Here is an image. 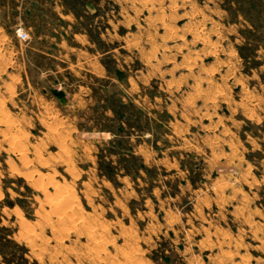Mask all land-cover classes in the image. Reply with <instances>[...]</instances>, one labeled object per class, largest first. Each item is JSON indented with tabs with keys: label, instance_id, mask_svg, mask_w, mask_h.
I'll use <instances>...</instances> for the list:
<instances>
[{
	"label": "rangeland",
	"instance_id": "374dc122",
	"mask_svg": "<svg viewBox=\"0 0 264 264\" xmlns=\"http://www.w3.org/2000/svg\"><path fill=\"white\" fill-rule=\"evenodd\" d=\"M0 264H264V0H0Z\"/></svg>",
	"mask_w": 264,
	"mask_h": 264
},
{
	"label": "bare ground",
	"instance_id": "6f19581e",
	"mask_svg": "<svg viewBox=\"0 0 264 264\" xmlns=\"http://www.w3.org/2000/svg\"><path fill=\"white\" fill-rule=\"evenodd\" d=\"M198 89V88H197ZM4 104V103H3ZM11 119V118H10ZM57 123V122H56ZM49 126V125H48ZM55 131V130H54ZM20 133V132H19ZM20 137V136H19ZM7 138V137H6ZM8 139V138H7ZM21 141V140H20ZM27 144V143H26ZM18 148V147H17ZM21 151V150H20ZM65 152V151H64ZM74 167V166H73ZM21 174V173H20ZM76 178V177H75ZM53 183V182H52ZM58 183V182H57ZM56 184V183H55ZM31 185V184H30ZM57 185V184H56ZM42 188V187H41ZM46 188V187H45ZM59 188V187H58ZM57 188V189H58ZM72 188V187H71ZM59 190V189H58ZM76 195V194H75ZM58 197V196H57ZM73 194L72 193H70V192H66V194H60V197H59V199H57V203H58V206H59V209L61 210V209H65L66 207H70L71 206V204H72V201H73ZM54 199H56L55 197H54ZM74 199H76L75 197H74ZM54 202V201H53ZM75 202V201H74ZM73 202V203H74ZM48 203V202H47ZM76 203V202H75ZM79 205V204H78ZM81 205V204H80ZM57 206V207H58ZM55 208H56V206H55ZM50 210H51V208H50ZM36 211V210H35ZM49 212V211H48ZM67 214V213H66ZM86 214V213H85ZM70 217V216H69ZM72 217V216H71ZM51 218V217H50ZM83 220H85V219H83ZM37 222V221H36ZM79 222V221H78ZM51 223V222H50ZM88 223V222H87ZM97 226V225H96ZM95 226V227H96ZM66 227V226H65ZM76 228V227H75ZM78 229V228H77ZM57 231V230H56ZM96 233V232H95ZM80 234V233H79ZM21 237V236H20ZM54 237V236H53ZM91 237V236H90ZM28 239V238H27ZM98 239V238H97ZM47 244V243H46ZM29 245V244H28ZM98 247V246H97ZM96 247V248H97ZM35 248V247H34ZM92 249V248H91ZM130 250V249H129ZM135 250V249H134ZM41 255V254H40ZM128 255V254H127ZM43 256V255H42ZM130 258V257H129ZM117 262V261H116ZM134 262H135V260H134Z\"/></svg>",
	"mask_w": 264,
	"mask_h": 264
},
{
	"label": "built area",
	"instance_id": "2783aa9c",
	"mask_svg": "<svg viewBox=\"0 0 264 264\" xmlns=\"http://www.w3.org/2000/svg\"><path fill=\"white\" fill-rule=\"evenodd\" d=\"M18 34L24 40H26L29 37L28 33L24 30H20Z\"/></svg>",
	"mask_w": 264,
	"mask_h": 264
}]
</instances>
